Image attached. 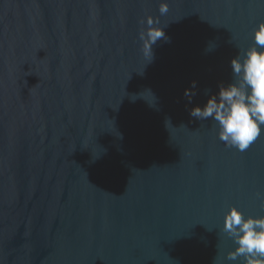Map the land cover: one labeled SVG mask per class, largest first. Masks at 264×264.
Returning a JSON list of instances; mask_svg holds the SVG:
<instances>
[{
  "label": "water",
  "instance_id": "95a60500",
  "mask_svg": "<svg viewBox=\"0 0 264 264\" xmlns=\"http://www.w3.org/2000/svg\"><path fill=\"white\" fill-rule=\"evenodd\" d=\"M161 2L0 0V264H241L224 215L264 216V135L240 152L189 110L264 0Z\"/></svg>",
  "mask_w": 264,
  "mask_h": 264
},
{
  "label": "clouds",
  "instance_id": "9594fccd",
  "mask_svg": "<svg viewBox=\"0 0 264 264\" xmlns=\"http://www.w3.org/2000/svg\"><path fill=\"white\" fill-rule=\"evenodd\" d=\"M159 13L161 16L168 13L164 0L160 4ZM141 24L146 25L139 33L142 52L151 62L152 46L162 38L168 40V37L157 18L142 19ZM252 41L251 46L239 49L231 60V82L220 84L219 90L209 95L203 106L197 105L189 110L190 116L198 120L214 121L218 139L226 147L240 152L246 151L264 135V22L253 29ZM214 47L209 44L206 51ZM195 87L193 82L192 88ZM146 91L151 93L150 90ZM194 95V91H185L189 102ZM256 195L264 207V194L257 192ZM222 231L236 245L234 250L227 253V260H239L241 264H264V216L245 217L237 207L230 206L224 215Z\"/></svg>",
  "mask_w": 264,
  "mask_h": 264
}]
</instances>
